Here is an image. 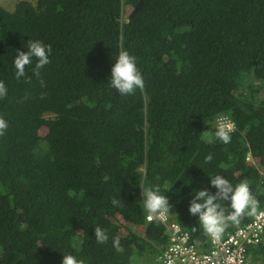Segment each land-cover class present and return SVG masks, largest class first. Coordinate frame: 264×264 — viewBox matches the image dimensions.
<instances>
[{"label": "trees", "instance_id": "trees-1", "mask_svg": "<svg viewBox=\"0 0 264 264\" xmlns=\"http://www.w3.org/2000/svg\"><path fill=\"white\" fill-rule=\"evenodd\" d=\"M139 1L0 5V264H60L68 252L84 264H154L167 235L138 203L145 179L170 187V217L204 251L207 235L187 206L192 188L215 191L207 174L247 179L262 207L264 0H141L129 17ZM28 39L51 45L50 63L17 78L11 61ZM122 49L144 79L126 96L107 85ZM221 115L235 125L231 141L208 143ZM118 217L143 233L120 236ZM249 252L264 264L263 241Z\"/></svg>", "mask_w": 264, "mask_h": 264}, {"label": "clouds", "instance_id": "clouds-1", "mask_svg": "<svg viewBox=\"0 0 264 264\" xmlns=\"http://www.w3.org/2000/svg\"><path fill=\"white\" fill-rule=\"evenodd\" d=\"M22 48L24 50H15L16 55L11 61L14 75L17 78L24 77L26 66H32L33 74L38 76L39 70L50 63L51 45L38 39H28ZM107 80V85L121 96L132 95L136 90H143L144 88L143 75L138 67L136 57L124 49L120 50L115 59L112 60ZM6 94L7 88L3 81H0V98ZM227 120L228 117L226 116L221 118L214 131L205 133L208 143L213 141H219L223 144L230 143V130L235 125L231 122L225 123ZM7 128L8 121L0 117V135H3ZM211 160V153L204 157L205 163ZM207 176L209 177V185L215 191L210 192L207 187L192 188L188 194L190 199L188 200L187 211L197 218L198 226L208 237L219 240L229 224L237 225L242 216L255 213L257 200L252 195L247 179L233 184L219 173L207 174ZM139 188L143 199L138 203L143 206L148 217L150 219L154 217L167 218L172 206L164 193L170 187L162 193L160 184L145 179ZM111 203L118 205L121 200L120 198H113ZM93 229L94 240L98 244H104L108 241L109 236L104 228L97 224ZM195 229L196 227L192 228V230ZM112 244L114 247L119 246V239L113 237ZM60 264H84V260L68 252L62 253Z\"/></svg>", "mask_w": 264, "mask_h": 264}, {"label": "built area", "instance_id": "built-area-1", "mask_svg": "<svg viewBox=\"0 0 264 264\" xmlns=\"http://www.w3.org/2000/svg\"><path fill=\"white\" fill-rule=\"evenodd\" d=\"M223 117L225 116L221 115L215 119V127ZM228 122L233 123L229 117L225 123ZM246 160L254 161L249 154ZM260 174L261 191L264 196V165L260 169ZM146 221H158L163 225L167 235V244L156 257L154 264H259L251 260L249 251L263 241L264 203L248 223L237 227L219 240L207 236L208 249L205 251L201 250L199 244L191 241L188 232L184 231L170 215L167 218L150 219L147 214Z\"/></svg>", "mask_w": 264, "mask_h": 264}, {"label": "rangeland", "instance_id": "rangeland-1", "mask_svg": "<svg viewBox=\"0 0 264 264\" xmlns=\"http://www.w3.org/2000/svg\"><path fill=\"white\" fill-rule=\"evenodd\" d=\"M19 0H0V5L5 8L7 11H11L13 10L14 8V5L16 2H18ZM31 3H35L36 0H27ZM131 10L130 9H126L125 10V14H124V18H123V21H126V16L129 14ZM46 132V128H41L40 129V132L39 134L41 136H43ZM117 223L119 224L120 226V229L118 230V234L120 236H125L127 234V232H129V230H132V231H136V232H140V233H143V229L142 228H138V227H133V226H130L128 225L127 223H125L121 218L118 217V221ZM263 243H264V239H263Z\"/></svg>", "mask_w": 264, "mask_h": 264}, {"label": "water", "instance_id": "water-1", "mask_svg": "<svg viewBox=\"0 0 264 264\" xmlns=\"http://www.w3.org/2000/svg\"><path fill=\"white\" fill-rule=\"evenodd\" d=\"M141 5H142V1L140 0L129 14V17H132L140 9Z\"/></svg>", "mask_w": 264, "mask_h": 264}]
</instances>
